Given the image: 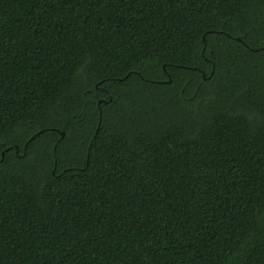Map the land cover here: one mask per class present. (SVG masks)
Wrapping results in <instances>:
<instances>
[{
	"label": "trees",
	"instance_id": "trees-1",
	"mask_svg": "<svg viewBox=\"0 0 264 264\" xmlns=\"http://www.w3.org/2000/svg\"><path fill=\"white\" fill-rule=\"evenodd\" d=\"M0 264H264V0H0Z\"/></svg>",
	"mask_w": 264,
	"mask_h": 264
},
{
	"label": "water",
	"instance_id": "water-1",
	"mask_svg": "<svg viewBox=\"0 0 264 264\" xmlns=\"http://www.w3.org/2000/svg\"><path fill=\"white\" fill-rule=\"evenodd\" d=\"M237 39H239V38H237Z\"/></svg>",
	"mask_w": 264,
	"mask_h": 264
}]
</instances>
